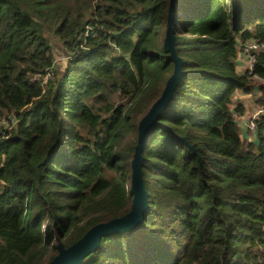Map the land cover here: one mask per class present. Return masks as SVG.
Returning a JSON list of instances; mask_svg holds the SVG:
<instances>
[{
	"label": "trees",
	"instance_id": "trees-1",
	"mask_svg": "<svg viewBox=\"0 0 264 264\" xmlns=\"http://www.w3.org/2000/svg\"><path fill=\"white\" fill-rule=\"evenodd\" d=\"M168 0H0V264H47L129 211L137 121L173 62ZM181 74L145 142L148 207L78 264H264V0H174ZM68 56L42 84L53 42ZM259 111L242 134L253 93Z\"/></svg>",
	"mask_w": 264,
	"mask_h": 264
},
{
	"label": "water",
	"instance_id": "water-1",
	"mask_svg": "<svg viewBox=\"0 0 264 264\" xmlns=\"http://www.w3.org/2000/svg\"><path fill=\"white\" fill-rule=\"evenodd\" d=\"M173 2L174 0H168L166 27L163 37V46L169 52V57L173 62V69L166 78L159 96L137 121L136 142L129 159V192L132 195L129 211L120 217L94 224L81 238L68 247H63L60 242H57V253L47 264H78L85 256L97 248L103 235L129 230L136 226L148 207L147 191L144 188L141 173L142 151L151 128L160 124L157 117L170 99L181 74L182 60L177 54L174 44Z\"/></svg>",
	"mask_w": 264,
	"mask_h": 264
},
{
	"label": "built area",
	"instance_id": "built-area-1",
	"mask_svg": "<svg viewBox=\"0 0 264 264\" xmlns=\"http://www.w3.org/2000/svg\"><path fill=\"white\" fill-rule=\"evenodd\" d=\"M264 47V44L259 42L256 39H247V40H243L241 42L238 43V48H239V52L240 54H242L245 58H246V62H247V66H246V70L249 74L252 73L253 70V64L255 61V57L256 54ZM66 60L68 58V56L66 55L64 57ZM57 59L55 58L53 60L52 65L48 68V70L41 76L42 79V84H45L47 82V80L49 78L52 77L53 75V71H54V66L56 64ZM260 109L256 112H254L251 115V118L248 120V122L245 124L246 128L253 131L255 128V118L257 116V114L259 113ZM12 124L14 123V120L11 119ZM4 121L0 122V127H6L4 125Z\"/></svg>",
	"mask_w": 264,
	"mask_h": 264
},
{
	"label": "rangeland",
	"instance_id": "rangeland-1",
	"mask_svg": "<svg viewBox=\"0 0 264 264\" xmlns=\"http://www.w3.org/2000/svg\"><path fill=\"white\" fill-rule=\"evenodd\" d=\"M57 46H58L57 42L54 41L52 49L54 52V57L57 59L56 66L59 69H61L65 64L66 59L64 57L67 54ZM256 94L257 92L255 91L249 96V102L247 103V105L244 103L246 107H244L240 103L244 107V114L240 117L241 119L239 118V120H242V126H244V129H245L244 131H242V134L247 138H250L251 132L249 129L246 128L245 124L248 122V120L251 118V115L254 113V108L256 109V106H255L256 105V102H255ZM11 124H12V121L5 120L4 122V125L6 127H9Z\"/></svg>",
	"mask_w": 264,
	"mask_h": 264
},
{
	"label": "crops",
	"instance_id": "crops-1",
	"mask_svg": "<svg viewBox=\"0 0 264 264\" xmlns=\"http://www.w3.org/2000/svg\"><path fill=\"white\" fill-rule=\"evenodd\" d=\"M237 65H238V69L240 71L246 70V66H247L246 58L242 54H240V52L238 53V57H237ZM255 91L257 92V88L254 89V92ZM251 94L252 93H244L240 90H237L234 92L233 100H234V102L241 103L244 107H246L245 104L247 105V103L249 102V96ZM255 106L257 108V105H255ZM255 110L256 109L254 108V111ZM246 114H247V112H246ZM240 126L242 128V131H244L245 129H244V126H242V120H240ZM250 138H252L251 135H250Z\"/></svg>",
	"mask_w": 264,
	"mask_h": 264
}]
</instances>
